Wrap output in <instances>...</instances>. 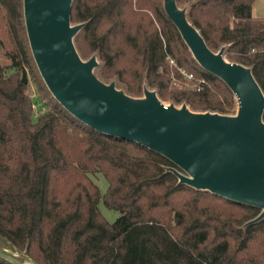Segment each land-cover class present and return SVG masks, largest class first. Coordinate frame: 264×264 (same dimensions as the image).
<instances>
[{"label":"trees","instance_id":"16d2710c","mask_svg":"<svg viewBox=\"0 0 264 264\" xmlns=\"http://www.w3.org/2000/svg\"><path fill=\"white\" fill-rule=\"evenodd\" d=\"M188 1L206 43L228 44L225 56L250 65L264 92L256 0H178ZM70 20L86 21L74 41L82 56L97 51L103 78L116 75L132 94L145 80L164 101L232 111L231 90L192 58L161 0H72ZM169 165L67 111L33 60L22 0H0V237L40 264H264V218L242 227L259 209L179 184ZM100 201L119 212L113 221ZM0 264L20 263L0 252Z\"/></svg>","mask_w":264,"mask_h":264},{"label":"water","instance_id":"95a60500","mask_svg":"<svg viewBox=\"0 0 264 264\" xmlns=\"http://www.w3.org/2000/svg\"><path fill=\"white\" fill-rule=\"evenodd\" d=\"M192 2L161 0L192 58L231 90V112L166 102L145 80L140 94H132L116 77L103 78L97 51L83 57L76 47L74 38L86 21L71 22L72 0H22V7L33 60L67 111L98 131L166 157L172 165L165 169L177 183L257 207L259 212L242 224L245 228L264 218V92L250 65L225 56L228 44L213 49L206 43L188 16ZM22 81L27 82L25 72ZM23 251L13 253L40 264ZM0 252L9 254L3 247Z\"/></svg>","mask_w":264,"mask_h":264},{"label":"rangeland","instance_id":"374dc122","mask_svg":"<svg viewBox=\"0 0 264 264\" xmlns=\"http://www.w3.org/2000/svg\"><path fill=\"white\" fill-rule=\"evenodd\" d=\"M179 3H181V2H179ZM253 12L256 15H264V0H256L253 3ZM92 53H90V54H92ZM88 56H83V57H88ZM99 60H100V58H99ZM24 72L26 73V77H27L28 91L32 94L33 98H35V96L38 97V93L36 91L34 84L31 82L30 75H29L27 69H25ZM21 75H22V73H21ZM113 77L117 78L116 75H114L110 78H113ZM110 78H105V79H110ZM117 83L119 86L123 87V84L120 83V81H118V78H117ZM166 102H168V101H166ZM38 107H39V103H35V110L36 111L38 110ZM93 180L97 184L100 192L101 193L105 192L106 187H107V181H106L105 177L103 176V174L97 173L95 176H93ZM98 208H99L100 212L102 213V215L105 217V219L108 220L109 222L113 221L119 215V212L117 210L107 208L103 204L102 201H100L98 203ZM0 247H3L9 251L8 252L9 254L4 253L6 256L12 258L13 260H15L19 263L24 262V264H29V263H26L21 256H18V255L13 253V252H24V251L21 249H18L15 246L10 245L9 242L2 237H0Z\"/></svg>","mask_w":264,"mask_h":264},{"label":"built area","instance_id":"2783aa9c","mask_svg":"<svg viewBox=\"0 0 264 264\" xmlns=\"http://www.w3.org/2000/svg\"><path fill=\"white\" fill-rule=\"evenodd\" d=\"M186 76H187V77H191V74H186ZM198 89H199V87H198Z\"/></svg>","mask_w":264,"mask_h":264},{"label":"crops","instance_id":"0c3cea01","mask_svg":"<svg viewBox=\"0 0 264 264\" xmlns=\"http://www.w3.org/2000/svg\"><path fill=\"white\" fill-rule=\"evenodd\" d=\"M252 10H253V6H252Z\"/></svg>","mask_w":264,"mask_h":264}]
</instances>
